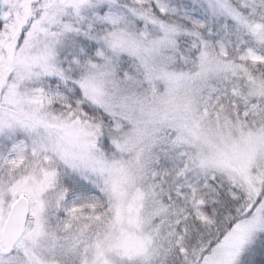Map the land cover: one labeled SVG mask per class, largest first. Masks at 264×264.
<instances>
[{"label": "snow or ice", "instance_id": "obj_1", "mask_svg": "<svg viewBox=\"0 0 264 264\" xmlns=\"http://www.w3.org/2000/svg\"><path fill=\"white\" fill-rule=\"evenodd\" d=\"M0 264H264V0H0Z\"/></svg>", "mask_w": 264, "mask_h": 264}]
</instances>
